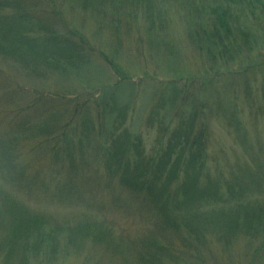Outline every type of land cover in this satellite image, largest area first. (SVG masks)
I'll use <instances>...</instances> for the list:
<instances>
[{"label": "rangeland", "instance_id": "obj_1", "mask_svg": "<svg viewBox=\"0 0 264 264\" xmlns=\"http://www.w3.org/2000/svg\"><path fill=\"white\" fill-rule=\"evenodd\" d=\"M238 1L0 0V264H146L152 241L171 251L153 264H264V10ZM46 31L74 34L85 55L45 47ZM187 97L210 114L205 159H172L165 199L195 224L190 243L158 232L119 182L160 158ZM187 180L204 194L189 205Z\"/></svg>", "mask_w": 264, "mask_h": 264}, {"label": "trees", "instance_id": "obj_2", "mask_svg": "<svg viewBox=\"0 0 264 264\" xmlns=\"http://www.w3.org/2000/svg\"><path fill=\"white\" fill-rule=\"evenodd\" d=\"M243 1H246V0H239L238 2L241 3ZM248 1H249L248 2L249 3L248 4V7H249L248 10L250 11V13L254 14V12L257 9L260 10L261 8L264 10V3H263L264 1L263 0H248ZM1 2H2L1 6H4V2L3 1H1ZM26 14H27V12L25 10H23V12L21 13L19 18L22 19L23 16ZM221 14H224L222 18H225L227 15L226 12L221 13ZM222 18L220 19L221 29H223L229 37H231L232 35L234 37L235 32L233 34L230 33L232 35L229 34L230 27L232 26L233 22L230 19H228V21L225 19L222 20ZM38 27H40V26H38ZM214 30H215V33H219V30L217 28H215ZM215 33L213 34V37H216ZM43 34L46 37L44 39V46L45 47L71 46L73 48V46H74L77 49V52H79L81 55H85V53L79 49L81 46L84 49H88L86 42H85V44L78 45V47H77L74 44L75 40H72V37H71L74 34H71L69 32H65L64 34H57V32L46 31ZM199 37H201V36L199 35V32H198V33H196L195 40H197V39L200 40ZM72 41H74V42H72ZM227 47H229V46H227ZM251 70H254V68L251 67L250 71ZM249 72H248V69L244 70L245 74H248ZM204 82H205V80H204ZM206 83H207V81H206ZM12 91H14V93H16L19 91V89L16 86V87H14V90L12 89ZM20 93L22 94V93H24V91L23 92L20 91ZM173 99L171 97L168 100L169 105H175L174 104L175 101ZM189 100H190L189 97H187L186 100L184 99V101L182 98L183 104H186L188 107L191 108L190 115H185L184 111H182V113H181V111L180 112L175 111V113L173 114L174 119L178 120V122H176L177 123L176 126L179 128L175 131V133H173L170 136V139L168 140V143H166L167 145L165 146V149L161 153L160 158L153 159V161H151V162L147 161V163L145 160H143L142 162L140 160H138V162L136 163V168H134L133 170H129L130 168L125 169L124 173H126V174L123 176V178H121V180H119L121 186H126L130 189L131 192L141 194L144 196L145 201H146V202H144V205H143L144 207L149 208L146 203H149L150 205H152V208H149V209H153V210L155 209V211H154L156 213L155 215H158V218H160L159 224L157 223L158 232L159 231H165L164 225H166V229L172 227L171 229L174 230L176 233L184 232V235H183L184 237L182 239L184 240L185 243L186 242L187 243L192 242L191 236H193V234H195L197 237L198 233H196L195 224L191 221L192 219L190 217L185 218L184 220L180 221L179 219H177V217L173 216V214H172L173 211H171V209H170V202L165 199L166 195H167L166 186L170 182L169 180L173 178V175H174L173 171L174 170L172 171V162L171 161L176 156H178V155L182 156L186 152L188 154L187 163L190 167H193V168L197 167L198 164L200 165V162L203 159H205L204 158V155H205L204 151L206 150V146H205L204 137H205V132H206V128H205L206 126L202 125V127L200 129L199 128V122L204 123L205 116L207 117L208 115H210L206 112L205 106L202 104L201 101H199V99L198 100H192V103L189 102V104H187L186 101H189ZM36 102H37V100L35 101L34 105L28 106L29 107L28 110H33L35 106L38 107L36 109H39L42 106L44 107V103H43L42 99L39 102H37V103ZM41 103H42V105H41ZM187 106H182V107H187ZM219 107H220V105H219ZM256 108H258L256 111V115L257 116H259V115L264 116V109L262 108V106L256 107ZM48 113H49L48 115H51V112H48ZM97 113H99V112H97ZM66 114H69V112H67ZM98 116H99V118H101L102 114L99 113ZM69 117H72V116H70V114H69ZM235 119L236 118L233 119V117L229 115V118L227 120H230L232 122V120H235ZM47 122L52 123V124H56L58 122L57 116L51 117L50 119L47 120ZM70 122H72V120ZM47 125H50V124L47 123ZM116 128L119 129V125H117ZM195 129H200V132L194 134V136H193V132H195ZM61 139H62V137H61ZM163 140H166V139H163ZM163 140H161V142ZM162 144H163V142H162ZM112 146L115 148H118V156L122 157V152L121 151L119 152V149H121L122 144L121 143L117 144V142L113 141ZM124 155H125V153H124ZM147 164L148 165L151 164V165L148 166ZM117 175H118V171H114L113 172L114 179L117 177ZM117 178H119V176ZM161 181H162V185H158V183L161 184L160 183ZM160 186H161V188H160ZM232 190L233 189L231 187H229L228 192H231ZM182 191H183V197L186 199L188 205L192 201L197 200V198L204 197L203 193H199L198 190H196L194 188V186L192 184V180H190V181L187 180V182L184 184ZM208 194H210L209 195L210 200H212L214 202H220L221 203L224 200L228 199V197L222 198L216 193L211 194V192H210ZM146 196L148 197V199L146 198ZM255 215H257V214H251V213L246 214L245 213L244 217H246L247 218L246 220H248L249 218L255 217ZM262 228L264 229V227H262ZM152 236H154V235H152ZM38 241L39 240H37V242ZM155 243H156V241H152V244H151V242L148 244V248H149L150 252L149 253L147 252L148 257L146 259L144 257V262H146V264H153L156 261H160V260H158L160 254H163L166 252H171L166 245L159 246V244H155ZM39 244H40V246H42L41 241H39ZM39 249H40V247H39ZM158 249H159V252H158ZM157 253H160V254H157Z\"/></svg>", "mask_w": 264, "mask_h": 264}]
</instances>
